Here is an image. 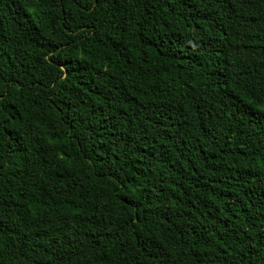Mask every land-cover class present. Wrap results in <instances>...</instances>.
<instances>
[{
  "label": "trees",
  "instance_id": "obj_1",
  "mask_svg": "<svg viewBox=\"0 0 264 264\" xmlns=\"http://www.w3.org/2000/svg\"><path fill=\"white\" fill-rule=\"evenodd\" d=\"M0 264H264V0H0Z\"/></svg>",
  "mask_w": 264,
  "mask_h": 264
}]
</instances>
